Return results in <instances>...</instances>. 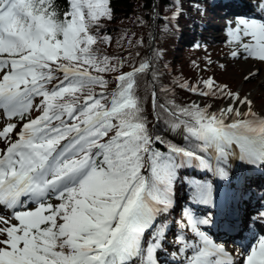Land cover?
<instances>
[{
	"label": "snow or ice",
	"instance_id": "obj_1",
	"mask_svg": "<svg viewBox=\"0 0 264 264\" xmlns=\"http://www.w3.org/2000/svg\"><path fill=\"white\" fill-rule=\"evenodd\" d=\"M109 3L66 0L60 11L56 0H0V206L12 210L0 216V264H161L180 169L223 180L233 158L264 165V116L212 78L204 89L180 87L230 101L216 112L159 103L153 89L156 120L183 143L152 132L137 92L151 64L122 72V60L95 47L111 42L98 35ZM229 34L264 62V17L239 16ZM111 73L119 74L109 91ZM188 183L195 205L216 207L212 182ZM183 217L175 264H264V236L233 255L206 230L210 216Z\"/></svg>",
	"mask_w": 264,
	"mask_h": 264
},
{
	"label": "trees",
	"instance_id": "obj_2",
	"mask_svg": "<svg viewBox=\"0 0 264 264\" xmlns=\"http://www.w3.org/2000/svg\"><path fill=\"white\" fill-rule=\"evenodd\" d=\"M56 4L60 11H64L67 7L66 0H56ZM179 4L183 5L187 12L173 20L172 16L178 10ZM109 6L112 10V18L101 21L102 27L98 35L111 37V42L110 44L98 42L95 47L99 48L102 54L122 60L124 62L122 72L131 71L133 66L138 67L145 60L151 64L147 73L139 75L137 89L138 95L144 101L149 128L156 135L182 144L183 138L171 132L163 118L156 120L157 113L152 109L151 93L155 89L159 103L174 100L176 104L182 106L196 104L199 101L203 107L211 104L209 111H213L215 106L225 102L226 99L197 95L181 88L180 84L187 83L193 87L198 85L199 88L204 89L203 81L207 80L213 71L209 67L213 56L222 53V47L229 52L241 48L229 34V30L232 29L230 25L222 26L226 35L224 45L211 36L213 28L206 27L208 15L216 20L229 13V8L227 5L215 4L212 0H110ZM177 21L184 23L186 26L184 31L178 29ZM118 74H106V78L110 81L109 91L115 88V76ZM216 83L224 85L220 80ZM164 88L169 91H162ZM36 115L38 113L34 111L32 116ZM158 147L164 150L163 145ZM227 170L228 178L223 180L211 172L198 168H182L178 171L175 184V208L169 216L175 222V226L179 227V223L184 221L183 199L191 198L188 181L191 179L210 181L214 185L215 195L220 193L221 196L226 197L231 193L229 182L232 177V171L228 166ZM255 179L259 180L258 177ZM246 182L243 196H248L252 191L251 180L248 179ZM51 202L58 203L55 200ZM173 222L168 219L165 221L168 229L172 227Z\"/></svg>",
	"mask_w": 264,
	"mask_h": 264
},
{
	"label": "rangeland",
	"instance_id": "obj_3",
	"mask_svg": "<svg viewBox=\"0 0 264 264\" xmlns=\"http://www.w3.org/2000/svg\"><path fill=\"white\" fill-rule=\"evenodd\" d=\"M212 1H214L215 4H223L224 0H212ZM229 1H230L229 2L230 7L232 8L234 6V3L236 2L239 3L245 0H229ZM248 1H251V0H248ZM256 1L264 2V0H256ZM256 1L253 3H256ZM186 12H187L186 8L183 5L179 4L178 10L175 13L176 15L174 14L175 16L173 19L175 20L179 15L185 14ZM243 13L244 11L238 12L235 9L232 11L230 10L228 14H225L221 18H218L216 20H214L212 16L208 15L206 17V27L213 28L214 31L212 32L213 34L211 35L213 39H215L218 43H221L224 45L226 43L225 41L226 35L223 31L222 26H225L228 24L230 25V28H234L236 26L237 18L239 16H242ZM177 22L179 25L178 29L181 31H184L186 28L184 23H179V21ZM245 42L247 41L245 40ZM221 51L222 53L215 54L213 56L211 64L209 65V67L212 68L213 71L207 79L212 78L215 80V82H217V80H220L221 82L224 83V85H227L228 87H230V90L232 92H238L239 90L243 88L244 93L242 95L243 96L242 98H244L245 96L251 93L252 95L251 104L253 108H255V111L262 113L264 116V62L248 57L247 53L243 51L242 47L236 50L239 52V55L236 57H233L232 52H229V50H226L224 47H222ZM177 55L179 56V53H177ZM228 101L229 100L226 99L225 102H223L221 105L215 106L212 112H216L222 105H224ZM196 104H199L201 107H203L201 101L197 102ZM5 123H6V117L3 115L2 110H0V129H2ZM0 147H3V145L0 144ZM228 168L231 169L232 171V177L229 182V185L230 187H232V190H233L229 200L226 201L225 203H222L223 201H219L216 198V201L220 203H218L216 207L207 206L210 209L208 210L207 208H204L201 210V213L195 211L196 209L191 208L190 210L196 216L204 217L207 215L213 219L215 210L217 212H222L223 206H226L227 207L226 209H228L229 206L232 205L234 201L236 202L237 205L239 204L237 198L235 197L237 196L238 192H240L242 188L244 187L243 180L241 181L240 179L241 171L239 167L237 166V163H233L231 160L229 161ZM262 177H263L261 179L262 181L258 183L257 185H255V187L252 189V193L249 194L248 196L249 198L247 197L246 199H242L240 200L241 202L247 203L250 200L252 203L250 202L249 204L252 205L256 202L258 203V201H262V202L264 201V173ZM183 203L188 204V203H193V202L191 198L185 197L183 199ZM262 210H264V208H257L256 206V209L254 208L253 212L249 213V215L251 214L250 216L246 215L245 213L243 217L244 219L243 227H245L246 224L247 225L251 224L252 218L250 217L252 215H253V218H255V221L259 223V225L264 226V216H263ZM2 213H1V216L5 218H9V216L5 212H2ZM169 220L172 223L173 219H171V217H169ZM12 223H16V221L12 220ZM205 227H206V230L210 231L211 229L210 226H205ZM248 228H250V226L247 227V229ZM181 231L182 230L179 227L172 224V227L169 229L168 234H166V241L164 244V249L160 252L158 256V259L161 262V264H175V261L172 259L171 254L174 252H178L180 245L175 243V240H176V236H178L181 233ZM173 233H175V235ZM186 235L190 236L191 233L186 232ZM240 242L242 241H239L238 243ZM229 243L231 244L232 242H229ZM242 244L243 243H241L240 245L236 244L235 246L241 248ZM229 245L226 248L229 249L230 251L233 250V248L230 247ZM233 253L236 255L234 250H233Z\"/></svg>",
	"mask_w": 264,
	"mask_h": 264
},
{
	"label": "bare ground",
	"instance_id": "obj_4",
	"mask_svg": "<svg viewBox=\"0 0 264 264\" xmlns=\"http://www.w3.org/2000/svg\"><path fill=\"white\" fill-rule=\"evenodd\" d=\"M255 1L256 0L241 1L240 3H238L239 9L242 10V11H248V12L250 11V13L253 12L254 13L253 17L256 18V19H260V18L264 17V15L262 14V12H264V4L259 6V8L255 7V6L253 7V2H255ZM248 3H250V4H248ZM238 93H239L240 97L242 98L243 97L242 95L244 93V89L242 88L241 90L238 91ZM245 97H247V99L250 100V101L252 100L251 93L248 94ZM229 103H230V101H228L227 103L222 105L217 111H219L221 108L226 107ZM247 107H248L247 105H241L240 106V110L242 112L243 111H247ZM251 109L255 113H257V115L263 116L262 113L255 111V108H253L252 104H251ZM231 161L233 163H237V166L239 167L240 170L243 169L244 162H241V161H239L238 159H235V158H233ZM240 166H242V167H240ZM254 175H256V174H253V176ZM250 202L251 201L249 200L247 203H243V202H241L239 200L238 201L239 204L237 205L236 202L234 201L232 203V205L229 206L228 209H226L227 208L226 206H223L224 210L222 209V212H217L215 210V214H214L215 216H214L213 219H215V221L218 223L217 227H220V230L223 233H225V235L230 234V236H226V237H234V238H228V240H224L223 241L224 243L222 242L221 244H224V246L226 248L230 244L229 241H233L229 246L233 248V250L235 251L236 255L242 249L237 247V246H235L236 245L235 243H238L239 241L247 243L246 245H248L249 243H255V240L253 239V236L259 237V236H262L264 234L263 231L259 230L261 225H259V223H257L255 221V219L253 220V215L250 217V218H252L251 224H248V225L246 224L245 227H243V222H244L243 217H244L245 213H246V215H249V213L253 212L254 208L256 209V206H257V208H264V201L263 202L262 201H258V203L256 202V203H254L252 205L249 204ZM243 204H244V206H243ZM248 204H249V206H248ZM2 212L6 213V211L4 209L0 208V216H1ZM262 212H263V215H264V210H262ZM260 213H261V211H260ZM241 219H243V220H241ZM249 226H250V228L247 229V227H249ZM262 227H264V226H262ZM247 232H250V233H247ZM212 236H214V235L212 234ZM227 250H229V249H227ZM233 250H231L232 253H233Z\"/></svg>",
	"mask_w": 264,
	"mask_h": 264
}]
</instances>
